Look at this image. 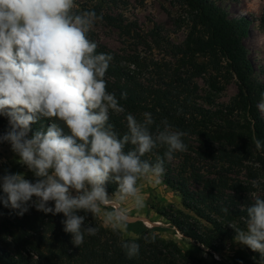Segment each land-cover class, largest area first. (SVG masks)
<instances>
[{
	"label": "trees",
	"instance_id": "obj_1",
	"mask_svg": "<svg viewBox=\"0 0 264 264\" xmlns=\"http://www.w3.org/2000/svg\"><path fill=\"white\" fill-rule=\"evenodd\" d=\"M178 1L186 12L185 40L173 44L154 30L156 46L169 50L167 62H148L139 55L112 50L93 30L88 38L97 43V53L112 56L105 79L107 90L115 93L125 109L110 115L109 122L119 134L127 131V113L142 120L145 112L154 118L153 131L166 119L174 130L188 133L183 137L187 151L174 153L170 162L166 160L162 176L164 183L180 195L182 208L169 205L158 213L183 238L215 256L234 240L235 231L228 224L245 227L241 217L246 212L241 205L246 208L255 196L264 197V118L257 107L264 98V84L255 78L244 42L249 34L245 18H231L212 0ZM77 10H94L100 15L95 8L79 6ZM104 20L123 35L141 38L135 24L111 15H105ZM261 23L264 25V13ZM197 78H202L208 88L204 97ZM231 83L236 86L234 97L217 103L218 95ZM122 93L126 98H121ZM40 123L50 125L45 119L33 124L32 132ZM8 127V118L0 115V129L6 132ZM253 137L261 141L260 150L255 148ZM165 150L154 149L144 159L155 163L156 156H163ZM253 180L258 181L259 188L252 187ZM116 187L107 183L110 196ZM63 219V214L46 215L34 207L18 216L0 203V264H206L185 253L175 241L160 237L154 228L132 223L136 236L125 237L91 214L86 224L97 227L98 232L95 236L86 234L83 244L75 247L71 234L63 231ZM125 241L139 244L138 256L126 255L121 247ZM247 250L250 258L237 254L231 263L223 259L218 262L259 264V254Z\"/></svg>",
	"mask_w": 264,
	"mask_h": 264
},
{
	"label": "clouds",
	"instance_id": "obj_2",
	"mask_svg": "<svg viewBox=\"0 0 264 264\" xmlns=\"http://www.w3.org/2000/svg\"><path fill=\"white\" fill-rule=\"evenodd\" d=\"M77 7L76 0H0V115L9 125L0 143H8L17 163L35 177L5 170L0 203L18 216L32 207L46 215L63 214V231L71 234L75 247L86 234L98 232L86 224L88 214L101 217L112 231L126 233L136 219L129 206L135 211L146 206L139 182L148 177L159 182L165 161L187 151L183 137L188 135L166 119L153 131L149 112L142 120L127 113L122 135L114 129L110 115L125 109L107 90L112 56L97 53V43L88 38L103 17ZM257 107L264 113V99ZM45 119L50 125L40 123L32 132L31 126ZM252 139L260 150L261 141ZM160 147L166 150L155 163L144 159ZM108 182L117 185L111 196ZM251 183L259 188L258 181ZM241 207L245 227L228 224L235 231L234 242L258 253L259 264H264V197L255 196ZM121 247L129 258L139 255L134 241Z\"/></svg>",
	"mask_w": 264,
	"mask_h": 264
},
{
	"label": "rangeland",
	"instance_id": "obj_3",
	"mask_svg": "<svg viewBox=\"0 0 264 264\" xmlns=\"http://www.w3.org/2000/svg\"><path fill=\"white\" fill-rule=\"evenodd\" d=\"M212 1L225 10L231 18H245L249 22V34L244 42L254 65L255 78L264 84V25L261 23L264 0ZM76 4L78 7L95 8L100 12L99 16L103 19L96 22L93 31L101 43L117 52L139 55L148 62L170 60L169 50L165 46L161 48L156 46L155 42L157 43L158 40L154 36V30L173 44H181L188 33L185 8L178 0H110V2L108 0H76ZM105 15L114 16L125 23L135 24L141 38H138L137 34L123 35L119 29L104 20ZM157 45L160 46V44ZM196 81L200 86L202 97L206 96L208 88L205 81L202 78H197ZM235 94L236 86L231 83L218 95L216 102L227 103ZM262 115L264 118V113ZM4 133L0 129V135ZM18 159L19 157L11 151L8 143H0V175L7 170L11 173H24L26 179L34 181L33 173L28 171L26 166L17 163ZM139 183L146 206L140 211H135L129 206L130 213L136 217L133 223L154 228L160 237L175 241L185 253L203 259L206 264H219L220 259L231 263L232 258L237 254L251 257L247 246L237 244L234 240L228 242L215 256L208 255L183 238L158 213L169 205L182 208L180 195L164 183L163 177L159 178V182H156L153 177H148ZM100 219L102 220L101 217ZM132 225V223L129 224L127 232H123L125 237L136 236L135 226Z\"/></svg>",
	"mask_w": 264,
	"mask_h": 264
}]
</instances>
